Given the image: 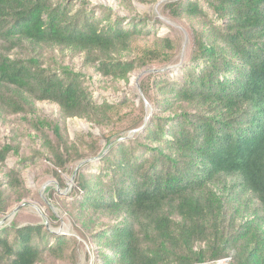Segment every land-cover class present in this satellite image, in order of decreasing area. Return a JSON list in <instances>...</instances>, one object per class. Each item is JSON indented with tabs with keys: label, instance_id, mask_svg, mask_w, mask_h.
I'll use <instances>...</instances> for the list:
<instances>
[{
	"label": "trees",
	"instance_id": "obj_1",
	"mask_svg": "<svg viewBox=\"0 0 264 264\" xmlns=\"http://www.w3.org/2000/svg\"><path fill=\"white\" fill-rule=\"evenodd\" d=\"M165 10L188 23L192 52L177 70L142 80L152 108L144 124L134 94L95 98L85 72L10 54L25 44L69 50L101 79L127 85L136 71L176 55L170 32L157 37L162 23L126 22L87 0H0V123H29L41 142L37 157L50 162L60 187L68 168L100 147L67 140L59 124L36 116L35 104H55L63 120L99 130L109 147L76 171L67 201L68 217L95 248L94 264H264V0H176ZM145 37L152 40L138 46ZM135 109L138 118L123 128ZM131 130L138 132L117 140ZM19 147L16 135L0 146V165ZM33 156L0 180V215L9 194L20 201L28 192L19 175ZM73 247L40 225L0 230V264H43L44 256L73 264Z\"/></svg>",
	"mask_w": 264,
	"mask_h": 264
},
{
	"label": "rangeland",
	"instance_id": "obj_2",
	"mask_svg": "<svg viewBox=\"0 0 264 264\" xmlns=\"http://www.w3.org/2000/svg\"><path fill=\"white\" fill-rule=\"evenodd\" d=\"M90 7H103L110 10L114 18L124 19L130 22L133 19H148L150 22L159 21L162 27L157 33V37H162L167 32L178 41L179 49L167 63L157 64L147 69L136 71L130 76L129 82L125 85L123 82H113L107 79H101L96 75L92 68H87L82 65L83 57L69 50H60L58 48L49 46L33 47L25 44L24 47L13 49L10 57H19L26 53L38 55L44 62L58 64L59 66L69 67L75 72H85L86 76L90 78L88 81L91 92L95 98L103 96L108 101L115 102L117 99L130 98V94H134L132 103L138 106L142 102L139 94L140 83L144 78L152 75L175 71L183 64H185L192 52V38L188 23L184 20H172L166 13L165 5L176 0H156L155 3H141L136 0H87ZM139 22V21H138ZM150 39H137V45L143 46L149 44ZM179 57V58H178ZM141 91V90H140ZM122 92L125 96H122ZM142 93V91H141ZM143 96V94H142ZM144 97V96H143ZM147 106H144L145 115H151L152 108L149 102L144 98ZM143 103V102H142ZM144 105V104H143ZM36 116L39 119L47 120L51 123L59 124L62 128L63 136L69 141H90L96 140L99 144L100 151L94 158H88L79 161L70 166L66 173L62 176V185L60 187L56 179L52 176L50 162L45 157H37V150H40V139L35 136V132L29 126V123L19 116H8L4 124L0 123V146L10 145L12 136L16 135L18 143L20 144L19 151L11 152L14 155L7 157L6 161L0 165V180L6 181L4 177L12 170L17 162L22 159L32 157V161L27 168L20 172L19 178L22 180V185L28 192L20 200H16V194L8 195L9 209L0 215V225L15 226L16 228L27 225H40L44 227L47 232L53 235H64L71 238L74 242L73 264H94V250L93 246L88 245L86 240L80 235L78 224L74 223L67 215L71 198L75 186V173L84 164L96 165L99 156L104 155L107 147L104 141L100 140V132L92 124L79 120L77 118L63 120L58 107L55 104L47 102H37ZM130 118L123 125H130L138 116V110H132ZM136 130L121 133L119 139L132 138ZM114 143V142H113ZM5 178V180H4ZM18 209L13 220L10 222L6 217H10L15 209ZM100 218V217H99ZM101 222L107 224H114L110 218L101 217ZM99 219V220H100ZM4 221V222H3ZM6 221V222H5ZM43 264H71L68 259H54L51 256H44ZM229 260H222L217 264H228Z\"/></svg>",
	"mask_w": 264,
	"mask_h": 264
},
{
	"label": "water",
	"instance_id": "obj_3",
	"mask_svg": "<svg viewBox=\"0 0 264 264\" xmlns=\"http://www.w3.org/2000/svg\"><path fill=\"white\" fill-rule=\"evenodd\" d=\"M139 94H140V96H141V99H142V102H143V104H144V106H147V103H146V101H145V99H144V97L142 96V93H141V91L139 90ZM150 113V112H149ZM149 113H147V115H146V117H145V119H144V124L146 123V121H147V119H148V117H149ZM143 124V125H144ZM142 128V127H141ZM138 130H140V129H138ZM138 130H136V131H134V132H132V133H137L138 132ZM109 147V146H108ZM107 147V148H108ZM106 148V149H107ZM18 209L19 208H17V209H15L14 211H13V213L10 215V222L13 220V217L15 216V214H16V212L18 211ZM9 227V226H8ZM4 228H7V226H5V227H0V230H2V229H4Z\"/></svg>",
	"mask_w": 264,
	"mask_h": 264
},
{
	"label": "bare ground",
	"instance_id": "obj_4",
	"mask_svg": "<svg viewBox=\"0 0 264 264\" xmlns=\"http://www.w3.org/2000/svg\"><path fill=\"white\" fill-rule=\"evenodd\" d=\"M6 219H8V221L10 220V217H6ZM4 222V221H3ZM6 222V221H5ZM1 223V222H0ZM4 226V224L3 225H0V227H3Z\"/></svg>",
	"mask_w": 264,
	"mask_h": 264
}]
</instances>
